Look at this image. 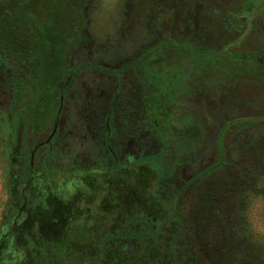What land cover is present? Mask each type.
<instances>
[{
    "label": "rangeland",
    "instance_id": "obj_1",
    "mask_svg": "<svg viewBox=\"0 0 264 264\" xmlns=\"http://www.w3.org/2000/svg\"><path fill=\"white\" fill-rule=\"evenodd\" d=\"M103 2L86 0L82 8H87L93 37L97 24V45L108 71H121L117 100L137 102L141 91L158 98L137 110L134 106L129 120L124 117L129 123L124 131L114 126L119 118L107 115V108L97 115L91 107H79L71 117L60 118L52 153L47 147L39 155L42 164L34 175L39 187L31 192L44 200L57 195L74 209L59 216L60 234L47 237L68 240L65 253L45 264H264V250L240 238L242 209L247 212L259 202L258 217L264 220V0H118L108 16ZM25 29L22 22L0 42V241L8 234L0 264H31L44 228H24L27 236L19 240L9 234L18 217L13 189L18 194L24 189V184L16 186L13 170L17 141L27 134L26 140L43 141L53 129L40 124L43 129L34 135L30 128L31 135L16 123L19 101L14 92L11 99L12 63L3 50L16 47L12 39L27 48L33 34ZM233 41L238 44L223 57L226 43ZM201 56L210 66L206 73L194 67ZM89 57L95 58L93 52ZM98 61L94 66L105 65ZM227 64L232 69L224 71ZM103 72L86 75L104 82L99 92L105 107L114 84L102 79ZM29 94L27 88L22 97ZM140 118L150 126L140 129ZM108 122L114 131L107 130ZM110 139L118 161L108 152ZM138 158L149 159L143 171L134 166ZM128 172L139 184L145 181L144 194L137 189L121 200L115 181ZM31 198L27 209L38 203ZM25 219L20 215L17 221ZM70 228L82 237L69 241Z\"/></svg>",
    "mask_w": 264,
    "mask_h": 264
},
{
    "label": "flooded vegetation",
    "instance_id": "obj_2",
    "mask_svg": "<svg viewBox=\"0 0 264 264\" xmlns=\"http://www.w3.org/2000/svg\"><path fill=\"white\" fill-rule=\"evenodd\" d=\"M84 3H86V0H0V42L3 39V35L15 33L18 27L20 28L22 22L25 25V31H29L28 35H30V33L33 34L32 37H30L31 41L27 48L24 47L22 50L19 48L20 45L17 43V40L12 39L16 47L11 51L3 50V57L10 59L12 63L9 67L10 76L8 78L9 82L12 84V90H10L11 99H13V95L15 94L19 101V107L16 109L18 113L16 123L22 131L24 129L29 131L30 128L34 129V135H36V132L43 129L40 124H43V126L47 124L46 126L53 128L49 136L43 141L35 139L26 140L25 137L29 138V136H27L28 134L24 135L25 137H23V139L17 141L19 151L17 155H15L16 160L14 161L13 170L14 173L17 174L16 186L24 184V189L18 194V188L15 187L13 189V197L14 201L18 200L14 203L15 209L17 210L16 216L19 217L20 215H24L26 216V221L19 223L17 221L18 217H16L15 221H13L14 223H12L10 227L9 234H16L14 238L19 240L22 236H27L22 232L24 228L30 230L34 225L39 226V228L44 227L43 230H41L43 237L40 236L38 238L39 246L34 248V260L31 264H42V262L45 264L47 263L45 260L49 261L62 256L65 253L66 242H68L66 239L65 241L61 240L59 242L52 240L48 241L49 239L47 237L48 235L49 237H55L56 234H60L63 220H61L59 216L62 217L65 213L64 210L70 213L74 208L62 204V201L58 199L59 196L57 195H51L49 200H44L41 194H33L31 192L32 188L34 189L36 186L39 187V183L37 185L35 184L36 177L38 176H34L36 174L35 170L37 165L41 166L42 164V156L40 157L39 155H45L47 147L49 148V154L52 153L50 147L54 141L53 138L56 135L57 129L59 128L60 118L64 114L65 116L69 115V117H71L77 112L79 107L82 108V110L91 107L93 108L91 111L97 112V115L100 112H104L105 108H107V115H111L110 112H112L114 116L117 114L116 116L119 118L118 120L114 119L115 122L117 121L118 127L117 124H114V126L119 131H124L128 130V120L129 117H131L130 114L133 112L134 106L137 110L139 106L144 107L149 100L156 103V98H158L155 97V95H157L156 93H154L155 95L153 93L146 95L147 93H141V91L138 92L141 97L135 99L139 102H135L133 98H130V100L123 99V101L117 100V90L121 89L122 75L119 76L121 71H108L106 66L108 64L106 63L109 62L105 57L101 56L97 45V24L94 27L95 37H93L88 28L87 8L85 6V8H82ZM28 24H30V27ZM240 39L241 38H238L237 41ZM237 41H233L229 44L226 43L228 47L223 57H225L224 55H229L230 47L237 45ZM8 48H10V46H8ZM203 51L205 50L200 49L198 52L202 53ZM92 52L95 58L92 59L89 57V60H87V56H92ZM31 53L33 61L32 59L29 61V54ZM196 54L197 53H195L194 58ZM231 56H233V54ZM96 60L105 63V65L94 66V63H97L95 62ZM28 61H32L30 65ZM237 61L239 62L238 59ZM222 62L230 63L229 61ZM195 63L196 65L194 67L196 70L198 67L199 71L203 70L202 72L205 73L207 72V68L210 67L206 65V63H202V56L198 62ZM173 64L176 65L175 62ZM213 66H215V63ZM225 66L226 70L224 69V71L232 69L228 64ZM27 70H29L28 75L25 73ZM101 70L104 71L102 79L106 78L107 80V78H111L114 84H112L114 94L107 99V107L102 106L101 102L103 99L99 92V86L104 82L101 81L99 83L97 79L99 80L100 77L98 76L86 75ZM106 72H109V76L105 75L107 74ZM230 76H233V74ZM154 77L157 78L158 81L160 80L159 82L163 83L162 76H157L156 74ZM106 82L111 86L110 82ZM27 88H30V94L27 95L26 98H23L22 95ZM103 91L105 90L103 89ZM172 114L175 115L174 112ZM124 117L128 120L126 118L124 119ZM108 120L110 121V117ZM144 125L149 127L150 123H148L147 119L140 118L137 126L141 129L140 126L144 127ZM157 125L158 121L154 119L152 126L153 128L155 127V132L157 131ZM114 126L111 127V123L108 122L107 130L114 131ZM172 126L173 125L170 126V123H168L166 125V130L171 131L174 128H172ZM32 134L31 132V135ZM111 141L112 139H110L107 144L105 141V144L109 149L108 152L110 156L118 161L117 152ZM148 162V158H138L134 166L139 168L140 171H143L150 163ZM116 165L119 168L120 163L116 162ZM115 172L120 173L119 170ZM123 174L126 175L125 172ZM27 178H29V181L26 183ZM40 178H44V175ZM117 179L115 183L119 187L118 193L121 200L126 199L123 197L125 195L130 196V194H136L137 189L141 192L144 191L143 186L145 181L141 180V184H139V182L134 181L135 178L130 172H128L127 176H120ZM26 185L28 186L27 189ZM36 191L40 192L38 189ZM27 192H29V194ZM29 198L38 200V203L36 202L35 205H29V209H27ZM20 201L23 203L21 202L20 204ZM45 201L47 202L46 206ZM136 211L140 210L136 209ZM68 234L73 236L66 237L70 239L69 241L71 242L82 237L81 233L75 231L73 228L69 229ZM29 235L33 236L31 233ZM4 236L1 238L0 247H2L3 240L6 236L8 237V234ZM27 240L31 243L32 238L29 239L27 237Z\"/></svg>",
    "mask_w": 264,
    "mask_h": 264
},
{
    "label": "clouds",
    "instance_id": "obj_3",
    "mask_svg": "<svg viewBox=\"0 0 264 264\" xmlns=\"http://www.w3.org/2000/svg\"><path fill=\"white\" fill-rule=\"evenodd\" d=\"M117 5L118 0H104L102 8L105 16L114 13ZM260 187H264V184H261ZM260 209V203L254 202L252 208L247 212L244 209L241 210L243 228L240 232V238L255 250H264V220L258 217Z\"/></svg>",
    "mask_w": 264,
    "mask_h": 264
}]
</instances>
